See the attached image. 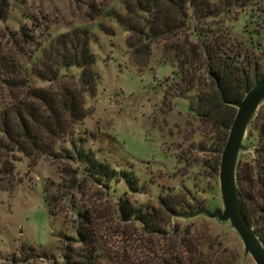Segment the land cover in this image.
Returning <instances> with one entry per match:
<instances>
[{"label":"rangeland","instance_id":"rangeland-1","mask_svg":"<svg viewBox=\"0 0 264 264\" xmlns=\"http://www.w3.org/2000/svg\"><path fill=\"white\" fill-rule=\"evenodd\" d=\"M92 1L99 2L9 0L0 23L4 51L31 87L55 89L33 69L58 37L78 30L89 35L96 76L94 92L83 96L86 117L60 145L74 159L59 146L54 158L34 164L20 154L0 155V264H254L229 222L170 217L161 210L160 200L171 197L183 201L188 214L223 210L211 136L201 133L188 111L195 91L187 99L166 98L178 81L171 54L162 44L152 45L148 59L133 64L127 34L106 16L109 9L123 13L120 4L109 0L98 13ZM221 26L232 47L257 53L264 41V0L223 15ZM59 76L78 83L81 70L61 68ZM255 143L248 127L237 162H251ZM74 151L105 164L114 180L88 177L87 162ZM123 172L132 173L133 188L124 183ZM124 199L135 211H158L157 227L124 221L119 212ZM84 227L93 235L90 249L78 235Z\"/></svg>","mask_w":264,"mask_h":264},{"label":"trees","instance_id":"trees-1","mask_svg":"<svg viewBox=\"0 0 264 264\" xmlns=\"http://www.w3.org/2000/svg\"><path fill=\"white\" fill-rule=\"evenodd\" d=\"M123 13L109 9L113 19L127 34L129 59L143 64L151 46L162 44L178 69V81L169 87L167 97L190 101L188 111L199 124L204 136H211L213 164L217 172L220 155L234 120L236 105L250 88L264 80V41L257 44V53H247L229 44V36L221 26V17L235 8H244L253 0H116ZM109 0L93 1V11L103 13ZM9 0H0V23L5 21ZM112 34L111 31H107ZM0 29V155L20 154L34 164L41 158H54L56 149L73 136V127L86 112L84 94H92L96 76L92 71L94 57L85 30L61 35L43 52L33 74L55 89L33 88L22 78L17 62L4 51ZM81 70L78 83L66 82L59 76L61 68ZM248 127L256 133L251 162L236 163L235 179L242 212L264 247V101L259 105ZM247 127V128H248ZM74 159L69 151L60 149ZM84 159L92 179L114 180V171L98 163L83 151H74ZM219 172V169H218ZM124 183L133 188L136 181L130 172H123ZM46 205L49 207L47 201ZM161 210L170 217H187L189 207L175 197L160 200ZM198 210V209H197ZM124 221H135L144 228L157 227L158 211H135L127 199L119 201ZM83 220L88 222L84 215ZM81 242L92 248L93 235L84 227L78 233Z\"/></svg>","mask_w":264,"mask_h":264},{"label":"water","instance_id":"water-1","mask_svg":"<svg viewBox=\"0 0 264 264\" xmlns=\"http://www.w3.org/2000/svg\"><path fill=\"white\" fill-rule=\"evenodd\" d=\"M264 101V80L254 84L236 105L237 111L229 129L226 143L221 153L218 181L223 203L222 209L210 211L200 208L190 217L204 215L211 220L229 222L243 244L244 252L254 264H264V247L258 240L250 223L244 216L240 204L235 179L236 163L246 129L259 105Z\"/></svg>","mask_w":264,"mask_h":264}]
</instances>
